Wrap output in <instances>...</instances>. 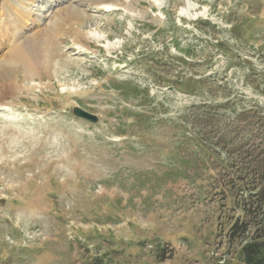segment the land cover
<instances>
[{"label":"rangeland","instance_id":"1","mask_svg":"<svg viewBox=\"0 0 264 264\" xmlns=\"http://www.w3.org/2000/svg\"><path fill=\"white\" fill-rule=\"evenodd\" d=\"M25 1L35 75L0 33V264H246L230 204L175 175L174 122L201 96L173 86L264 102V0Z\"/></svg>","mask_w":264,"mask_h":264},{"label":"trees","instance_id":"2","mask_svg":"<svg viewBox=\"0 0 264 264\" xmlns=\"http://www.w3.org/2000/svg\"><path fill=\"white\" fill-rule=\"evenodd\" d=\"M209 81L186 77L173 86L201 96L174 122L183 152L174 172L190 183L203 178L230 204L229 239L240 243L246 264H264V102ZM256 90L264 94V86Z\"/></svg>","mask_w":264,"mask_h":264},{"label":"bare ground","instance_id":"3","mask_svg":"<svg viewBox=\"0 0 264 264\" xmlns=\"http://www.w3.org/2000/svg\"><path fill=\"white\" fill-rule=\"evenodd\" d=\"M6 17L4 22L0 18V33L4 34L7 33L11 37L12 40L15 41V48L14 51H12L9 55V59L11 60H20L24 63V67L27 70V74L29 76H33L36 73V67L34 61L30 58L31 56L28 55V52L26 51V48L22 47L19 45L23 32L22 28L26 24V22L29 19V10H30V4L26 2L25 0H16L13 6H9L8 3L6 2ZM98 5V4H97ZM10 7V8H9ZM194 5H189L184 11H189V9H194ZM8 10V11H7ZM12 11V14H15V19L16 21H13L12 19V14L9 13V11ZM207 12V9H205L204 13ZM31 14V12H30ZM198 14L195 13L192 15L193 18H195ZM95 38H101L102 36L100 35L99 32H95L93 34ZM22 44V42H21ZM12 50V49H11ZM11 63V62H10ZM9 63V64H10ZM7 90H1L0 89V97L3 98L4 94ZM0 98V100H1Z\"/></svg>","mask_w":264,"mask_h":264},{"label":"water","instance_id":"4","mask_svg":"<svg viewBox=\"0 0 264 264\" xmlns=\"http://www.w3.org/2000/svg\"><path fill=\"white\" fill-rule=\"evenodd\" d=\"M73 114L79 118H82V119H85V120H88V121H91V122H94V123H97L99 122V117L94 114V113H91L79 106H75L73 107V110H72Z\"/></svg>","mask_w":264,"mask_h":264}]
</instances>
